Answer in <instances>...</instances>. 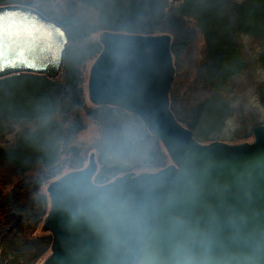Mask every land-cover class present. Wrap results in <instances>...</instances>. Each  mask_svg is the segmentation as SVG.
<instances>
[{
    "label": "water",
    "instance_id": "1",
    "mask_svg": "<svg viewBox=\"0 0 264 264\" xmlns=\"http://www.w3.org/2000/svg\"><path fill=\"white\" fill-rule=\"evenodd\" d=\"M170 40L103 34L88 93L95 105L139 117L172 164L96 185L91 155L85 169L51 183L52 253L43 264H264V125L251 143L197 142L169 108ZM68 42L40 12L0 7V78H55Z\"/></svg>",
    "mask_w": 264,
    "mask_h": 264
},
{
    "label": "trees",
    "instance_id": "2",
    "mask_svg": "<svg viewBox=\"0 0 264 264\" xmlns=\"http://www.w3.org/2000/svg\"><path fill=\"white\" fill-rule=\"evenodd\" d=\"M48 1L0 0V7H30L52 18L69 38L57 77L17 73L0 78V167L13 169L11 174L0 175V264H41L46 259L52 236L43 227L50 200L47 187L43 193L42 186L51 184L64 171L84 168L85 155L75 142L85 129L83 114L102 123L111 117V111H122L106 105L89 108L86 104L83 69L102 51L100 41L90 39L98 29L168 35L177 68L193 43V25L204 34L205 52L197 76L202 75L206 85L200 89L197 79L195 85L199 95L207 91L208 97L194 105L196 112L185 119L176 116L200 143L212 142L205 136L218 130L223 119L231 115L228 96L235 91L232 82L248 73L247 61L236 44L237 33L247 32L259 43L258 61L264 72V0H182L177 4L170 0H78L98 12L96 26L73 15L57 20L37 6V2ZM258 92L264 107V79ZM170 108L175 114L172 103ZM120 132L116 143L107 137L96 141L97 184H105L108 176L115 175L117 167H111V156L125 157L127 153L120 152L131 147V138ZM166 157L153 155L146 161L162 169L167 166ZM39 229L45 234L38 235Z\"/></svg>",
    "mask_w": 264,
    "mask_h": 264
},
{
    "label": "rangeland",
    "instance_id": "3",
    "mask_svg": "<svg viewBox=\"0 0 264 264\" xmlns=\"http://www.w3.org/2000/svg\"><path fill=\"white\" fill-rule=\"evenodd\" d=\"M233 1L242 2L244 0ZM37 6L43 12L50 14L59 21L68 15H73L77 20L88 22L93 24V26H96L98 22V12L78 0H50L45 3L37 2ZM192 30L194 31L193 43L189 50L182 54V64L178 68L175 67V77L171 88L170 104L174 105L176 114L174 115L180 120L196 112L197 108H193L194 105H198L208 97L207 91L199 95L200 90L196 92L197 86L195 85L196 79L200 89L206 85H203L202 75L197 76L199 64L204 57L206 39L202 32L195 29L194 25ZM103 32V30L98 29L90 36V39L98 41ZM242 41V52L247 61L248 73L235 78L232 82L235 91L228 96L232 108L231 115L223 119L218 130L205 136L215 142L233 145L252 142V129L256 126L264 125V107L261 105L258 92V87L264 79V72L260 68L258 61L259 43L251 37H247ZM93 62L94 60L88 61L83 69L84 95L89 108H94L88 97L89 73ZM110 114L111 117L102 119V123L99 122L98 118L94 119L83 114L85 129L76 136L75 142L82 147L83 155H85L84 167L88 165L91 155L94 156L96 164L98 163L99 153L94 147L96 141L107 137L110 141L116 143L121 133L120 130L126 133L125 136L131 138L132 144L128 152H120L123 155L127 153L125 157L111 156L110 165L111 167H117V170L115 175L107 177L106 183H110L116 178L124 177L126 173L132 174L130 176L133 177L143 173L157 172L159 169L146 161L150 160L153 155H167V166L172 163L162 142L154 138L146 129L147 127L143 123H138L131 113L113 110ZM98 170L99 164L97 165L96 173ZM11 173H13V169L10 166L4 167V169L0 167V175ZM67 173L64 171L56 179ZM46 187L47 183L42 186L41 192L44 193ZM37 233L42 235L43 232L39 229ZM45 233L49 234L48 232Z\"/></svg>",
    "mask_w": 264,
    "mask_h": 264
},
{
    "label": "flooded vegetation",
    "instance_id": "4",
    "mask_svg": "<svg viewBox=\"0 0 264 264\" xmlns=\"http://www.w3.org/2000/svg\"><path fill=\"white\" fill-rule=\"evenodd\" d=\"M247 37H251V38H253V39H255L253 36H251L250 34H248L247 32H240V33H237V42H236V44H238V46H239V50H240V52H241V54L243 55V58H244V60H246V58H245V55L243 54V52H242V48H243V44H242V40L243 39H245V38H247ZM172 55V54H171ZM173 56V55H172ZM175 69V68H174ZM174 77H175V74H174ZM174 82V81H173ZM67 175V174H66ZM92 183L94 184V182H93V178H92ZM50 233L52 234V231H50ZM52 241H53V239H52ZM51 252H52V248H51Z\"/></svg>",
    "mask_w": 264,
    "mask_h": 264
}]
</instances>
